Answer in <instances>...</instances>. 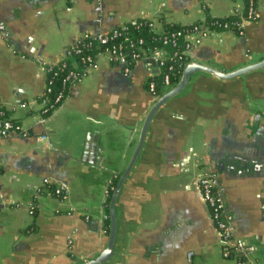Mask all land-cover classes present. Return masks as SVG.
Wrapping results in <instances>:
<instances>
[{
  "label": "crops",
  "instance_id": "obj_1",
  "mask_svg": "<svg viewBox=\"0 0 264 264\" xmlns=\"http://www.w3.org/2000/svg\"><path fill=\"white\" fill-rule=\"evenodd\" d=\"M256 6L257 19L244 24L242 34H214L191 48L185 63L230 72L262 60L264 0ZM243 8L244 0H0V99L28 132L0 138V264H83L100 254L109 235L106 201L157 99L148 91L143 63L125 75L100 53L97 66L41 122L45 66L60 61L84 33L131 19L151 17L161 30ZM170 88L161 85L160 95ZM22 101L30 103L28 110L17 106ZM89 132L98 134L94 164L78 158ZM261 148L264 68L227 80L192 73L151 118L116 198L114 253L104 264H238L223 256L202 201L198 178L206 172L217 175L235 236L255 247L247 264H264ZM256 160L257 169L245 171ZM43 178L67 197L45 188L32 213L29 202Z\"/></svg>",
  "mask_w": 264,
  "mask_h": 264
},
{
  "label": "built area",
  "instance_id": "obj_2",
  "mask_svg": "<svg viewBox=\"0 0 264 264\" xmlns=\"http://www.w3.org/2000/svg\"><path fill=\"white\" fill-rule=\"evenodd\" d=\"M244 7L246 9L244 15L240 14V9H235L230 17H214L207 22L185 24L170 30H166L164 26L159 30L155 19L143 17L131 19L104 32L84 33L66 47L64 57L60 61L45 66L46 81L39 99L40 121L48 119L63 103L66 91L75 87L89 68L97 66L100 53L107 54L110 63L119 67L125 75L130 74L138 62L143 63L148 71V91L158 98L160 94L157 92L156 75L160 76V86L172 87L178 80L172 82L171 78L180 72V67L184 65L191 48L216 33L242 34L244 24L256 21V0H245ZM235 16L239 18L230 19ZM142 29L151 33L150 42L137 33ZM72 56L79 57L81 68H78L77 61L69 65L67 60ZM17 106L28 110L30 103L22 101ZM12 134L26 137L28 132L10 116L0 99V138ZM216 178L217 175L211 172L199 176L198 187L202 201L208 207L213 227L224 246L223 256H232L238 264H247V256L255 251V247L235 236L226 213L224 199L217 188ZM110 184L111 182H108L106 186L105 196H108L112 188ZM45 188L50 189L52 195L60 199L67 197L65 189L53 186L49 178H43L29 202L30 212L33 213L35 210V200Z\"/></svg>",
  "mask_w": 264,
  "mask_h": 264
},
{
  "label": "water",
  "instance_id": "obj_3",
  "mask_svg": "<svg viewBox=\"0 0 264 264\" xmlns=\"http://www.w3.org/2000/svg\"><path fill=\"white\" fill-rule=\"evenodd\" d=\"M0 31H3V29L0 28ZM261 68H264V58L260 61L245 65L243 67H240L230 72H224L212 66L204 65V64H201L195 61L187 62L183 65L181 75L178 81L176 82V84L173 85L168 91L160 95L155 100L152 107L149 109L145 117V120L143 122L141 131H140L139 140L134 150V153L132 155L131 161L128 167L123 171L122 175L120 176L119 181L111 195V198L109 201V235H108L106 247L100 252V254L97 257L90 259L89 261H86L83 264H104L111 259L114 253L113 247H114L115 232H116V211H115L116 198H117L119 190L122 186V183L128 171L130 170L132 164L134 163V161L136 160V157L138 156L140 152V149L144 141L146 130L148 128V125L154 113L160 107H162L171 97L179 94L185 88L186 84L188 83L189 77L192 73H195L197 71H205V72L211 73L212 75L220 79L227 80V79H232V78L241 76L243 74H246L248 72L258 70ZM97 136H98L97 133H92V132L87 133L86 138H85V143L83 145L82 153L80 157H78L81 161L94 164L98 160L97 153H98L99 145H98ZM94 157L95 159H93ZM66 158L75 159V160L77 159L71 155H66ZM260 159L264 160V149L263 148H261L260 150ZM257 162L258 160H256L252 164V166H250L249 169L245 171L248 172V171L256 170ZM233 165L235 164H232V166ZM240 165L242 168L246 169V166H247L246 164L242 163Z\"/></svg>",
  "mask_w": 264,
  "mask_h": 264
},
{
  "label": "trees",
  "instance_id": "obj_4",
  "mask_svg": "<svg viewBox=\"0 0 264 264\" xmlns=\"http://www.w3.org/2000/svg\"><path fill=\"white\" fill-rule=\"evenodd\" d=\"M244 2H245V0H244ZM245 7L243 8V10H242V13L241 14H243L244 15V12H245ZM239 18V16H235V17H232V18H230V19H238ZM210 19H212V17H207L206 19H205V21L207 22V21H209ZM165 29L166 30H170V29H174V28H177V27H179L178 25H173V24H165ZM137 33L138 34H140V35H142V36H144V37H146V39H147V41L148 42H150L151 41V39H150V32H148L146 29H142V30H139V31H137ZM68 63H69V65H71L74 61H77V63H78V68H81V66H80V62H79V57L78 56H72V57H70V58H68ZM185 64V63H184ZM182 68H183V65L180 67V72L177 74V75H175V76H173L171 79H172V82H176L177 80H178V78H179V76L181 75V72H182ZM159 75H156L155 76V80H156V86H157V92H158V94H160L161 92H160V90H159V88H160V80H159ZM58 87V85H56V88ZM70 89H68L67 91H66V96H67V94H68V91H69ZM110 194H111V192H110ZM110 197H111V195H110ZM110 197H108V199H107V201H106V208H108V204H109V199H110ZM105 228H106V230L108 231L109 230V220H108V218L106 219V221H105Z\"/></svg>",
  "mask_w": 264,
  "mask_h": 264
}]
</instances>
